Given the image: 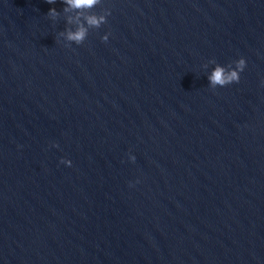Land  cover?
<instances>
[{"label": "water", "instance_id": "water-1", "mask_svg": "<svg viewBox=\"0 0 264 264\" xmlns=\"http://www.w3.org/2000/svg\"><path fill=\"white\" fill-rule=\"evenodd\" d=\"M64 8L0 0V264H264V0Z\"/></svg>", "mask_w": 264, "mask_h": 264}, {"label": "clouds", "instance_id": "clouds-1", "mask_svg": "<svg viewBox=\"0 0 264 264\" xmlns=\"http://www.w3.org/2000/svg\"><path fill=\"white\" fill-rule=\"evenodd\" d=\"M49 4H55L57 0H46ZM102 0H62V3L65 5L64 12L70 13L75 11L76 17L68 16V24H76L75 29H66L64 32L60 33L61 36H64L66 40L74 42L76 45H82L89 35V31L92 28L99 29L108 22V16L111 15L109 11L106 15L93 13L91 10L94 9ZM87 11L88 15H83ZM47 15L55 20L59 17L60 13L56 8H51ZM111 33L106 34L102 37L103 41L107 42ZM216 64V67L208 76L209 84L211 88L215 89L217 86L225 87L232 83H238L240 81V73H242L246 66L247 61L245 58H240L235 61V67L230 66H221L216 63L215 60L211 61ZM54 147H59L58 144H54ZM131 160L135 162L136 157L132 155ZM61 163H65L68 166H71V160H61ZM139 182V181H137Z\"/></svg>", "mask_w": 264, "mask_h": 264}]
</instances>
